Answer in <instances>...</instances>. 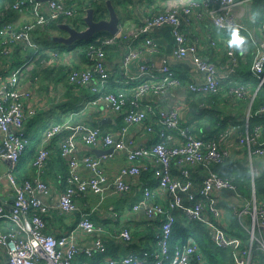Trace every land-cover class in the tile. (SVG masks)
<instances>
[{
  "label": "built area",
  "instance_id": "built-area-1",
  "mask_svg": "<svg viewBox=\"0 0 264 264\" xmlns=\"http://www.w3.org/2000/svg\"><path fill=\"white\" fill-rule=\"evenodd\" d=\"M239 4L238 0H188L181 6L184 7L181 11L176 9L179 6H171L148 13L139 25L131 26L129 31L119 29L109 37L97 38L88 46L86 53L91 66L69 68L67 81L89 88L95 95L94 104L106 103L111 110L121 113L123 125L117 135L103 133L97 125L87 127L76 124L72 128L73 134L61 143V154L67 157L68 173L54 206L43 200V197L52 193V186L40 177L48 158L45 145L54 134L68 126L55 124L45 130L42 146L33 160L35 177L17 180L14 167L28 145L25 122L36 113V108L31 101L30 89H19L20 68L11 74L0 72V160L8 163L2 177L8 181L12 194L9 211L5 210V202L0 200V247L4 249L0 264H74L80 253L89 257L98 253L105 255L107 248L100 237L87 247L79 244L78 230L86 234L101 230L90 219L89 213L82 212L74 229L57 236L46 231L44 217L51 208L57 209L60 214L77 211V198L87 193L101 194L109 187L114 193L127 192L130 185L126 178L140 175L149 169L150 162L154 165L151 171L156 188L145 184L142 196L132 205V209H142L149 220L159 221L153 248L106 257L107 264H209L191 237L171 243L176 210H181L190 222L203 223L214 246L230 251L233 264H264V199L257 200L253 186L250 199H245L230 178L222 177L213 170L215 164L232 156L231 146L222 142L225 137L204 138L194 135L187 128H181L180 105L158 109L144 102L146 96L158 97L180 84L171 67L175 61L189 62L190 71L196 78L187 84L192 93L213 94L218 91L222 76L218 74L214 62L199 55L196 41H188L186 28L191 25L193 18L199 19L205 14L217 29H243V24L235 14ZM12 9L28 13L33 20L23 23L19 28L11 22L1 26L0 36L4 43L2 56H9L16 43L36 51L37 45L30 34L36 25L42 26L60 17L67 20L77 13L67 0H17ZM163 27H170L173 39L168 54H163V46L155 37L156 30ZM261 36L264 41V22L261 24ZM240 37L233 35L226 41V76L235 74L237 70L236 47L233 44ZM137 41L142 43L139 48L134 47ZM123 42L128 46L121 59L123 76L119 82L124 86L116 91H108L110 75L104 49ZM245 45L244 41L242 47L238 48L239 54ZM136 60L135 70L132 71L131 65ZM62 63V56L53 52L49 64L55 67ZM250 72L257 79V89L264 85V51L256 50ZM232 90L239 98L247 95V89L242 85ZM251 98L250 104L253 96ZM149 112H155L157 140L149 145H136L126 140L128 126L145 122ZM255 115H264V104L256 110ZM168 131H177L181 140L172 142L173 137ZM244 133L243 137L239 136V144L247 151L253 184L254 178L260 173L251 158L252 155H264V139L259 140V125L250 131L247 123ZM75 135L85 145L95 146L101 141L112 151L99 157L80 155L75 150ZM114 151H124L128 164L121 166L115 176L108 179L101 161L110 158ZM80 165L89 171V175L82 176L78 172ZM193 172H197L198 177L193 176ZM228 190L233 192L232 198L238 202L230 204L229 209L247 233L244 240L229 232L224 218L226 210L222 202L225 201L224 192ZM243 200L246 201L245 209H241L239 204ZM243 215L247 216L246 222L242 221ZM209 216L212 220L208 219ZM118 237L129 242L131 234L127 228H123Z\"/></svg>",
  "mask_w": 264,
  "mask_h": 264
},
{
  "label": "crops",
  "instance_id": "crops-1",
  "mask_svg": "<svg viewBox=\"0 0 264 264\" xmlns=\"http://www.w3.org/2000/svg\"><path fill=\"white\" fill-rule=\"evenodd\" d=\"M132 1L133 2L128 5L126 10H121V22L118 24V29L121 28L120 30L123 32L129 31L133 25H139L148 13L158 12L166 7L179 6L185 4L188 0ZM238 1L243 3L246 8V16L242 13L240 15L237 14L238 6L235 9L237 20L243 24V29L220 30L214 27L207 17L200 20L193 18L191 25L186 28L190 41H196L198 45L199 55L203 59L214 62L218 74L222 76L218 91L213 94L192 93L188 89L187 84L196 80V78L190 71L189 62L175 61L171 64V67L180 80V84L170 88L166 93L158 97L146 96L144 102H148L158 109H169L180 105V127L183 129L187 128L194 135L204 138L214 137L217 133L219 122H225V130L219 133L216 139H219L221 135L225 137L222 142L223 144L231 146L232 159L238 160L245 158L248 160L246 149L239 144V136L243 137L242 135L245 134L246 124L248 123L247 120L250 115V101L252 96L254 98L257 85L253 86L254 76L251 75L250 70H236L235 74L226 76V65L228 63L226 41L233 35H240L246 45H248L247 42L250 41L255 50L264 51V41L261 36L260 26V24L264 22V13L261 14L259 22L256 23L251 14L253 0ZM32 20L33 19L28 13L24 11H14L5 22H11L19 28L23 23ZM58 29L62 30L59 27ZM48 32L51 33L52 36H56L57 34L56 29H51ZM209 34L210 37L208 38ZM246 36L248 38H246ZM155 37L163 46V54H168L171 51V44H169L165 37L158 34V32ZM31 38L34 42L32 35ZM211 41H213V43ZM34 43L37 45V50L43 47V44ZM19 45L21 49L18 54H15V47ZM141 46V41H137L134 45L135 48ZM58 48L59 47L54 46L44 50L49 53L50 56L48 59L41 61L42 65L48 67V70L51 72V74L48 75V80L44 79L42 75L38 77L34 76V78L29 75L30 70L33 68L34 60L38 57L37 50L31 51V49H25L21 47V44L16 43L13 45L11 54L9 56H2L0 60V72L4 74H11L16 69L20 68L18 73L19 89H30L31 101L36 108V113L25 122L24 127L28 136V145L19 158V160H22V158L25 159L23 175L28 174L29 179L35 177L33 160L36 157L37 151L42 146V137L45 130L55 124H64L68 126L61 132L54 134L45 145L48 149V158L40 177L48 181L52 186L51 195L43 197V200L52 206L55 205L58 199L57 195L62 191L64 186L63 181L65 176H63L62 173H65V175L68 173L67 157L61 154V143L67 136L73 134L72 128L76 124H83L87 127L97 125L101 127L103 133L117 135L121 131L123 125L121 113L114 112L106 103H93L95 95L89 88L81 86V88L72 87L69 90L64 83L54 81L52 76H55L56 70L52 71L54 67L49 64V60L52 58V53L58 51ZM127 49L128 46L125 42L112 47L109 46L108 51H110V54L107 52L105 56L106 67L110 75L108 91H116L117 88L124 86L119 80L122 79L123 76V69L121 67L122 55ZM236 49L238 48L236 47ZM56 53L62 56V65L65 66L67 70L71 67L82 68L91 66V61L87 53L86 56L89 63L81 60L73 50L67 52L66 50H59ZM137 61L138 60L133 61L131 65L132 71L135 70ZM58 66H61V64ZM240 85L247 89V95L244 98H239L233 94L234 91L232 89ZM199 97L204 98L205 103H199L197 101ZM197 116L198 118H203L201 124H198ZM215 119H218L217 123H215ZM155 120V112H149L147 113L145 122L128 126L126 140H131L136 145H149L154 143L158 137ZM168 133L173 137L172 142L177 143L181 140L177 131H168ZM30 143L36 145V154L33 160H31L28 155L26 156V154H24ZM74 145L75 150L80 155L91 154L94 157L101 156L105 153L102 151L108 149L101 141L95 146L85 145L77 135H75L74 138ZM253 161H255L257 165H255V167L258 168L260 173L264 168V156H255ZM126 164H128V161L124 151H114L110 158L101 161V165L108 179H112L119 168ZM17 165L18 162L14 167V175L17 180L23 181L26 178L19 179L18 171L20 167ZM148 167L149 169L142 171L140 175L126 178V181L130 185V189L127 192L114 193L109 187L101 194L87 193L85 196L77 198L76 201L79 207L77 211L60 214L57 209L51 208L50 212L45 215L44 218L47 224L46 231L56 236L74 229L82 212L89 213L90 219L101 229L93 234H86L78 230L77 237L79 244L84 247L92 245L93 240L100 237L107 248L105 255L98 253L89 257L80 253L74 260V264H107L105 262L106 257H115L133 251L140 252L139 250L149 248L153 245L154 234L159 228V221L149 220L144 215L142 209H132V205L142 196V188L145 184L149 185L151 188H156L155 179L151 171L154 165L150 162ZM7 168L8 163L4 160H0V200L5 202V210L9 211L12 194L9 190L8 181L2 177ZM78 172L82 176L89 175V171L83 165L78 167ZM174 173H176V171H174ZM193 176L198 177L197 172H193ZM224 196L225 201L222 200L224 202H221L226 210L224 218L229 226L227 217L230 213L229 205L238 202L226 195L225 192ZM179 211L182 213L181 210ZM209 217L208 219L212 220V217ZM123 228H127L131 234L129 242H124L118 237L119 232ZM3 258L4 249L0 247V262H2ZM82 258H84V260H82Z\"/></svg>",
  "mask_w": 264,
  "mask_h": 264
},
{
  "label": "trees",
  "instance_id": "trees-1",
  "mask_svg": "<svg viewBox=\"0 0 264 264\" xmlns=\"http://www.w3.org/2000/svg\"><path fill=\"white\" fill-rule=\"evenodd\" d=\"M17 0H0V28L1 26L5 23V21L13 14L14 10L12 9L13 3ZM113 8L115 9L119 22H121L120 14L121 10H126L128 5L132 3V0H110ZM199 2H202L203 0H197ZM261 0H253L252 6H251V14L255 20L256 23L259 22L260 17H261V11L260 8L257 6V4L260 3ZM68 4L74 5L76 7V15L70 19L65 20L67 23L71 24L75 29H83L85 27V23L83 21V17L85 14V11L87 8L92 7L93 8V19L95 21H98L100 19H105L108 18V9L106 5V0H67ZM184 5V4H182ZM182 5H179L177 10L181 11L184 7H181ZM188 5V4H187ZM186 5V6H187ZM204 17H207L205 14L198 19H202ZM208 18V17H207ZM209 19V18H208ZM62 17L57 18L55 20H51L45 25H36L31 31L30 34L34 38V42L37 44H43L44 43V38H50L52 35L48 31L51 29H58V25L65 22ZM65 22V23H66ZM261 26V24H260ZM63 30V29H62ZM64 31V30H63ZM65 32V31H64ZM158 32V34L162 35L165 37V39L169 42V44H172V36L170 33V27H163L161 29H157L155 32ZM240 33V32H239ZM112 34L107 32V31H98L95 32L90 38L84 40V39H78L75 40L73 43L70 45H64L63 43H57L53 42L50 38L49 42L55 43L57 47H59L57 50H65L66 51H75L78 55V57L83 60L87 61V56H86V50L88 46L95 42L97 38H105L109 37ZM210 35V34H209ZM186 36L188 38V32L186 33ZM246 38H248L246 36ZM188 41L190 39L188 38ZM192 42V41H190ZM257 43V42H256ZM248 45H245L243 47V50L238 51V49L235 50L236 54V69L239 71L245 69V70H250L251 63L253 61V58L256 54V50L253 46V44L248 41ZM4 47L3 43V38L0 36V60L2 59L1 55V50ZM112 47V46H110ZM48 48V46L43 44V47H41L38 52V57L37 59L34 60V65L33 68L30 70V76L34 78V76L38 77L42 75L44 79H49V74H51L50 70H48V67H44L41 63V61L48 59L49 53L45 52L44 50ZM65 48V49H63ZM20 45L15 47L14 53L18 54L20 51ZM28 49V48H26ZM105 53H109V47H106ZM33 51V49H31ZM56 51V52H58ZM107 55V54H106ZM90 60V59H89ZM91 61V60H90ZM245 61V62H243ZM89 63V62H88ZM56 70L55 76H52L55 82H62L64 83L67 88L70 90L72 87L75 88H81V86L78 85H72L69 84L66 80L67 76V68L63 65L61 66H55L52 71ZM250 74V73H249ZM257 85V79L254 77V85ZM255 96L253 98V101L251 103V110H250V115L248 117V129L250 131H253L255 126H260L261 127V133H260V138L259 140L262 141L264 139V115L257 116L255 115L256 110L264 104V85L260 86L256 91H255ZM199 103L204 102L205 99L202 97H199L197 100ZM218 119H215V123H217ZM226 128V123L223 121L219 122V126L217 129V133L215 134L214 137L212 138H218L219 133L223 132ZM35 144H31L28 146L24 154L26 156L33 160L35 156ZM254 158L255 156L252 155ZM260 157V156H256ZM60 163L59 161H57ZM25 163V159L22 158L18 161V176L19 179H29L28 174L23 175V165ZM213 170L217 172L219 175L222 177H228L231 179V181L236 185L237 191L242 194V196L245 199H250L251 194H252V186L254 187L255 195L257 197V200H263L264 199V168L260 172L258 176H256L253 180V184L251 181V175H250V170L249 167L247 166V160L244 159H232V157L226 158L222 163L215 164L213 166ZM67 173V172H66ZM63 176L66 177L65 173H62ZM147 175V174H144ZM150 175V173H149ZM43 176V174H42ZM64 177V178H65ZM43 179V178H42ZM45 183H48V181L44 180ZM49 184V183H48ZM226 195L229 197H233V192L232 191H226ZM233 199V198H232ZM175 216L176 220L174 223V228H173V233L171 237V243L173 244L174 242H177L180 239H184L186 237H192L193 240L198 244V247L202 254L207 258L209 264H233V259L230 254L229 250H223L219 249L214 246V244L211 242L207 231L205 227L200 223V222H190L188 221L185 216L180 213L179 210L175 211ZM228 221H229V232L232 234L241 237L243 240L247 237V233L245 230L241 227L239 220L236 216H233L232 214H228ZM172 246V245H171ZM153 246L149 248H144L139 250L140 252L142 250H151ZM134 252V251H133ZM137 253V252H135ZM104 255V254H103ZM86 257V256H85ZM84 260V258H82ZM82 262V261H81Z\"/></svg>",
  "mask_w": 264,
  "mask_h": 264
},
{
  "label": "water",
  "instance_id": "water-1",
  "mask_svg": "<svg viewBox=\"0 0 264 264\" xmlns=\"http://www.w3.org/2000/svg\"><path fill=\"white\" fill-rule=\"evenodd\" d=\"M46 1V0H43ZM106 5L108 9V18L100 19L95 21L93 19V8L89 7L85 11V15L83 17V21L85 23V27L83 29H75L69 23H61L58 25L59 28L63 29L68 35L67 36H51V40L57 43H63L64 45H70L75 40L78 39H88L95 32L98 31H107L111 34H115L118 31L119 19L118 15L113 8L111 1L106 0ZM112 148H108L103 150L102 152H111Z\"/></svg>",
  "mask_w": 264,
  "mask_h": 264
},
{
  "label": "rangeland",
  "instance_id": "rangeland-1",
  "mask_svg": "<svg viewBox=\"0 0 264 264\" xmlns=\"http://www.w3.org/2000/svg\"><path fill=\"white\" fill-rule=\"evenodd\" d=\"M257 6L260 8V11H261V14H263L264 13V0H261L260 1V3L259 4H257ZM243 14L244 16H246V8H245V5L243 4V3H240L239 5H238V7H237V14L238 15H240V14ZM243 16V17H244ZM119 26V25H118ZM121 29V28H120ZM57 30V34H56V36H65L66 35V32H64L63 30H60V29H56ZM119 30V29H118ZM51 38V37H50ZM50 38H44L43 40H44V45L46 44L48 47H54V46H56L57 47V45L55 44V43H52V42H49V40H50ZM54 42V41H53ZM63 49H65V48H63ZM66 50V49H65ZM67 52V51H66ZM249 110H251V107L249 106ZM202 119L203 118H198V116H197V121H198V124H201V122H202ZM264 156V155H263ZM262 157V156H261ZM252 160V163H253V165L255 166L256 165V163H255V161H253V158H251ZM247 166H248V160H247ZM257 166V165H256ZM249 167V166H248ZM250 170V169H249ZM240 207H241V209H245V207H246V201L245 200H243L241 203H240ZM246 220H247V216L246 215H243L242 216V221H244V222H246Z\"/></svg>",
  "mask_w": 264,
  "mask_h": 264
},
{
  "label": "clouds",
  "instance_id": "clouds-1",
  "mask_svg": "<svg viewBox=\"0 0 264 264\" xmlns=\"http://www.w3.org/2000/svg\"><path fill=\"white\" fill-rule=\"evenodd\" d=\"M243 43H244V40H243L242 37H240V38H237V39L234 41L233 46H234V47H237V48H241L242 45H243Z\"/></svg>",
  "mask_w": 264,
  "mask_h": 264
},
{
  "label": "flooded vegetation",
  "instance_id": "flooded-vegetation-1",
  "mask_svg": "<svg viewBox=\"0 0 264 264\" xmlns=\"http://www.w3.org/2000/svg\"><path fill=\"white\" fill-rule=\"evenodd\" d=\"M68 34L66 33V35L65 36H67Z\"/></svg>",
  "mask_w": 264,
  "mask_h": 264
}]
</instances>
